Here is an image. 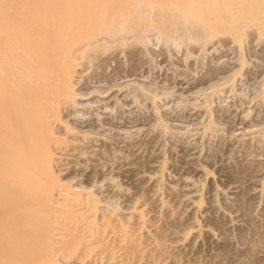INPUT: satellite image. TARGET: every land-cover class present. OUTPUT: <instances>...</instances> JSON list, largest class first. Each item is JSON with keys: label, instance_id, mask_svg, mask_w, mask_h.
<instances>
[{"label": "rangeland", "instance_id": "1", "mask_svg": "<svg viewBox=\"0 0 264 264\" xmlns=\"http://www.w3.org/2000/svg\"><path fill=\"white\" fill-rule=\"evenodd\" d=\"M188 1L119 0L124 13L119 18L128 24L136 9L152 12L148 21L153 27L144 34L148 35L147 41L139 37L143 33L131 31L124 36L119 32L120 38L101 34L95 39L66 43L70 47L66 46L71 53L69 61L73 63L68 62L72 95L59 104V116L52 125L55 137L61 143L64 141L52 148L53 170L62 183L82 192L83 198L95 201L92 207L95 211L91 209L94 217H90L91 223L87 225L89 231L84 229L80 237L74 234L76 228L64 213L44 212L46 208L41 210L38 205H29L33 207L31 210L42 212L44 218L37 211L34 214L35 211L28 210V205H3V248L16 238H20L23 247L18 242L17 248L22 252L12 251L15 255L4 250L0 264L50 261L51 264H264V100L254 98L256 101L250 102L247 97L229 91H211L212 95L207 97L202 90L198 91L201 77L209 73L208 61L214 65L217 60L204 59L200 54H209L215 46L225 51L228 48L220 60L232 62L236 56L231 52L237 44L225 34L219 36L221 39H214L217 44L207 43L203 52H198L202 50L193 41L190 42L196 47L187 45L186 48L182 43L176 51L175 43L166 41L165 31L174 34L170 31L178 26L179 14L191 8ZM171 12L179 15L180 20L174 24L167 21V24L162 15ZM256 29L251 26L248 32L263 36L249 40L248 35L245 40L249 43L243 45L261 50L264 32ZM162 31L165 33L160 35ZM222 39L228 40L224 43L231 47H224ZM183 55H189L187 60ZM61 56L63 62L66 55L65 59ZM260 57H264V49L263 55L253 56L250 62L264 64ZM141 86H146V91L140 90ZM39 216L45 220L40 217L41 221ZM22 217H27V221ZM59 217L63 218L62 223L68 220L65 223L71 229L74 226L73 234L70 229L66 237L70 241L72 237L73 242L66 239L68 245L66 241L63 243L68 247L60 246L64 235L58 231L53 236L46 235L48 243L42 242L38 235L44 230L40 226H47L49 230L53 222V229L61 224ZM94 220L98 228L93 225ZM107 222L114 230L110 227L109 239L103 237V243L98 233L104 231ZM34 223L39 225L36 229ZM91 232L98 235L95 236L98 239L92 240L94 244L88 240V234L93 235ZM84 235L88 237L85 239ZM34 237H38L36 242ZM107 239L110 241L105 242ZM37 241L42 242L39 245L44 250L42 246L38 248ZM50 245L61 249L57 253L47 251ZM114 248L118 250L116 254ZM30 256L36 258L30 259Z\"/></svg>", "mask_w": 264, "mask_h": 264}, {"label": "bare ground", "instance_id": "2", "mask_svg": "<svg viewBox=\"0 0 264 264\" xmlns=\"http://www.w3.org/2000/svg\"><path fill=\"white\" fill-rule=\"evenodd\" d=\"M118 2L119 0H0V260L2 258V262H3L4 250L9 251L10 254L12 251L22 252L20 251L21 249L18 250L19 248H17L21 244L19 242L20 241L19 237H18L19 239L16 238L14 240L7 239L10 241L13 240V242L12 243L8 242L10 244H7V247L5 249L3 248V238H4L3 237V205H25L26 207L28 205V208L29 205L32 206L38 205V209L41 208V210H44L46 208L44 212L51 211L54 213L56 211V213L54 214H57L58 211L60 212V214L64 213V215L66 214L70 216L69 219L72 222V225H74L76 228V231L74 230V234L76 232L80 234V237L82 236L81 235L82 231H85L84 229H87L88 228L87 225L91 223L90 217L93 216L91 212L93 210L92 209L94 205L93 202L95 201L94 200L90 201V199L89 198L87 199L86 197L83 198L82 192L75 191L71 189L68 185L62 183L60 177L53 170V162L55 161V157H54V153L52 152L53 151L52 148L54 146L57 147L61 145L64 141L61 143L60 142L61 139L59 138L58 140V138L55 137L52 125L53 122L59 116L58 115L59 104L61 102L63 103L64 101H66L65 99H67L68 97L71 98L70 96L72 95V82H71L70 68L68 66V62L69 64H73V63H70L71 60L69 61L70 51L68 48L70 47H68L66 43L74 44L75 42H79L80 40L82 41L88 38L95 39L101 34H106V37L114 36L118 38L120 36L119 32L120 33L123 32L122 36H124V33H128L131 31L132 32L138 31L139 34L143 33L141 36H139L138 34L135 36H139V37L143 36V40L147 39L148 35L144 36V34L145 32L151 30L153 27L148 21V18L151 17L150 13L152 12H149L148 11L149 9L148 10L145 9L144 11L136 9V11H134L133 13L132 16L133 18L129 21L130 23L128 24L127 20L121 21L119 18L123 16L124 13L121 9L122 7L118 4ZM188 2L191 3L190 4L188 3L189 6L188 5L186 6H188V8L191 7L190 8L191 10L184 9V11H182L179 14L181 20L179 19V15H175L172 12L167 15H164L165 13L163 15L162 13H160L162 17L166 19L165 22L168 21L170 24L171 23L174 24V22L180 20L179 24H177L178 26L176 27V29L174 28V31L173 30L170 31L171 33L173 32L175 35L174 34L170 35L169 32L167 33V31H165L166 32L165 33L163 32L164 30L160 32V35L161 33H165V36L164 34L162 35L166 37L165 38L166 41L168 39V41L172 40L173 43H175L176 51H179V48H181L182 43H183L182 45H184L185 43L186 46L185 45L184 46L187 48V45H192L191 42L193 41L192 43L193 44L195 43L194 45L198 44L199 48H201L200 50H202L198 52H203V49L207 48V45L209 43L211 44L212 42L213 44L216 43L214 39L216 38L221 39L225 36V34L227 35V37H230L229 39H231L230 41H233L232 42L233 44L234 43L237 44V46H234L237 48V50L236 48L233 47L236 51L234 50L232 53L231 51L233 50V48L232 50L229 51L231 52V54H235L236 56V59H234L232 62L227 61V59L220 60L225 54V52L229 50L228 48H226L227 50L225 51L223 49L220 50L219 48H215L217 46L215 47L213 46L214 49L213 51L210 50L209 54L207 55H203L202 53L200 54L204 59L207 58V59H213V60L217 59V60L213 62L214 65H211L212 62L206 59L208 61V63L206 62L208 65L207 64L206 65L209 66L208 67L209 73L208 75H206V77L204 76L205 78L202 75H201L202 77L200 76L201 79L199 81V84H201V87L199 88L198 91L202 90L203 94L206 95L207 94L210 95L211 91L212 92L229 91L230 93L233 92L236 95L239 94L238 96L247 97L250 102H252L251 100H253L254 98H260L264 100V64H262L263 62L262 63L260 62L261 64L259 62L257 63L250 62L253 56L259 57L260 55H263L264 48L261 50L260 49L256 50L255 48L251 47V45L246 46L249 43V41L245 40L246 39L245 37L248 35H249L248 39L252 37L255 38L258 37L259 39V37L261 36L259 35L260 33L258 34V32H257L258 34L257 36H255V34H252L253 32L250 31L248 32L251 26L256 27L257 28L256 31L259 29L260 31L264 32V1L262 0H193V1L190 0ZM249 2L250 4H248ZM168 22L167 24H169ZM155 29H157V27ZM220 35H223V37L220 38L219 37ZM123 39H125L124 41L128 40L127 38H123ZM225 39H222L223 45L224 47H227V45L229 44L226 45V43L224 42L228 43L229 41L228 40L226 41ZM188 42H190V44H187ZM84 44L85 43H83V45ZM243 44L246 45L244 46ZM229 47H231V44L229 45ZM64 48H65L64 51L65 53H63ZM79 49L82 50V47H80ZM193 49L195 50V48H192L191 50L193 51ZM66 51H68L67 52L68 55ZM186 52L187 53L185 54H188L189 51ZM204 53L206 54L205 50ZM62 54L64 55L61 56ZM65 55H66V59L64 57ZM189 55H183L185 56L183 57V59L188 58ZM60 56L62 58L64 57L63 59L65 60L63 62L60 60ZM201 56H199L200 58L198 57L196 58L203 61L201 59ZM261 59H264V57ZM186 60L183 61L187 62ZM195 60L196 62H198L197 59ZM204 63L205 62H203V64ZM184 64L186 65V63ZM203 64H199V65L202 66ZM208 70L205 69L206 72ZM204 83H208L207 86L203 87L202 84ZM145 87L141 86L139 88H141L140 90H143L144 92L146 91ZM209 95H207V97ZM209 102L211 101L208 98L207 103ZM263 117L261 116V118ZM88 160H90V157L88 158ZM86 163L88 164L89 162ZM32 206L31 208L34 207ZM41 206L43 207V209ZM31 208H29L28 210H31ZM21 211L24 212V210L22 209ZM31 211L32 212L35 211L34 214H37L38 212L36 209L35 210L32 209ZM22 214L23 213H21V215ZM41 214L42 212H38V215ZM17 216H19V214ZM33 216L31 215V217ZM40 217L41 216H39V219ZM42 217L45 218L46 216L43 215ZM23 218L24 217H22V220ZM26 218L27 217H25L24 219L27 221ZM60 218L61 217H59V219ZM35 219H37L36 216ZM61 220H63V218H61L60 221ZM7 221L8 220H6V224L4 223L5 228L8 223ZM67 221L68 220H66L65 222L67 223ZM70 221L68 224H71ZM14 222H16V220H14ZM32 222L34 221L32 220ZM65 222L62 223L61 221V224L59 223V225L57 227L55 226L54 229L52 228L54 225L53 222L51 228L49 226L50 228V229L48 228L49 230H47V226L45 227L46 230L44 227L40 226V228L44 230L40 229L41 230V231L39 230L40 232H38L37 230V232L39 233L38 235H40L39 238L42 239V242L43 241L45 242L47 241L46 235L49 237V235H52L53 232L58 231L60 232L59 234L62 233L64 235L63 240L59 238L61 240L59 241V243H61L60 246H62L63 248L65 246L64 241H66V244H67V240L70 241L69 236L68 238L66 237H67V232L69 233V230L71 229L70 226H68ZM95 222L96 224L94 223L93 225H95V227L98 228L97 221ZM37 224L39 223L37 222ZM106 225L103 228L104 231H102V233H98L99 229L95 232L97 228L94 231L92 230V232L98 233V235L99 234L102 235V241H103V237L109 239L108 235H110V231L111 229H113L112 225H110L111 227L110 229L109 222H107ZM12 226L14 227L13 224ZM37 226L35 224L34 228L36 229ZM74 226H72V229ZM30 227L33 226L30 225ZM32 229L33 228H30L31 231ZM72 229H71V233H72ZM100 229L103 230L102 228ZM117 230L119 231V229ZM43 232L45 233V235ZM126 232H124V234ZM94 233H92L93 235H91L90 233L88 234L91 236V237L89 236L88 240L93 244L94 242L92 240H95L94 238L98 237L97 234H96L97 237H95L96 235L94 236ZM36 234L33 235L30 234V236L32 235L33 237ZM113 234L116 235V233ZM6 235L8 237V234ZM85 235L84 238L86 237ZM74 236L75 235H73V237ZM100 237L99 240L101 241ZM125 237H127V234L125 235ZM37 238L35 239V242ZM70 238H71L70 242H73L74 239L72 240V237ZM108 239L105 242H109L110 240ZM24 240L25 239H23L22 242ZM123 240H121L122 243L124 242ZM86 241L87 240H85V243L88 244L89 241L88 242ZM97 241H95V243ZM42 242L40 241L38 243L37 241L38 248L42 246L39 245L40 243L42 244ZM56 243L57 245H59L58 241ZM79 243L81 244V241ZM92 243L91 245H93ZM49 244L54 245L53 243H49ZM22 245L23 244H21V246ZM67 245L65 247H68ZM81 245H86V244H81ZM42 247L41 248L44 250L45 249L44 246ZM52 247L50 245L49 247L46 248V250L47 251L49 250L50 252L52 251L54 252V250L59 251V249H61V247L57 248L58 246H54L55 248ZM122 247H124V245ZM122 247L121 249H124ZM125 247L128 248L126 244ZM115 248L114 250L116 254L118 250L116 251ZM117 248L120 249L119 244ZM107 249L110 250V248ZM37 250H35L34 253L37 252ZM114 250L111 253L114 254ZM64 251H66V249H64ZM13 252L12 255L17 254V253L13 254ZM61 252L62 251H60V253ZM37 253L36 255L39 256V254ZM31 257L32 256H30V259ZM49 258H51V256H49ZM35 264H37V262ZM46 264H51V261Z\"/></svg>", "mask_w": 264, "mask_h": 264}]
</instances>
